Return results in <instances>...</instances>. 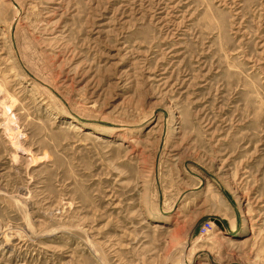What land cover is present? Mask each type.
Masks as SVG:
<instances>
[{
	"label": "rangeland",
	"instance_id": "374dc122",
	"mask_svg": "<svg viewBox=\"0 0 264 264\" xmlns=\"http://www.w3.org/2000/svg\"><path fill=\"white\" fill-rule=\"evenodd\" d=\"M0 264H264V0H0Z\"/></svg>",
	"mask_w": 264,
	"mask_h": 264
},
{
	"label": "built area",
	"instance_id": "2783aa9c",
	"mask_svg": "<svg viewBox=\"0 0 264 264\" xmlns=\"http://www.w3.org/2000/svg\"><path fill=\"white\" fill-rule=\"evenodd\" d=\"M211 228H212L211 224L204 225L201 228V235L208 233Z\"/></svg>",
	"mask_w": 264,
	"mask_h": 264
},
{
	"label": "water",
	"instance_id": "95a60500",
	"mask_svg": "<svg viewBox=\"0 0 264 264\" xmlns=\"http://www.w3.org/2000/svg\"><path fill=\"white\" fill-rule=\"evenodd\" d=\"M215 224L219 227H221V223L218 220H214Z\"/></svg>",
	"mask_w": 264,
	"mask_h": 264
}]
</instances>
